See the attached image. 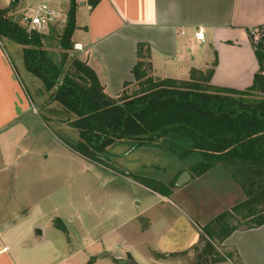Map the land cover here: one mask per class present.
I'll use <instances>...</instances> for the list:
<instances>
[{
    "label": "crops",
    "instance_id": "0c3cea01",
    "mask_svg": "<svg viewBox=\"0 0 264 264\" xmlns=\"http://www.w3.org/2000/svg\"><path fill=\"white\" fill-rule=\"evenodd\" d=\"M12 1L0 0V8L9 7ZM77 3V28L73 34L77 52L97 72L111 95L119 94L127 81H134L132 70L138 60L140 42L150 48L148 59L155 77L186 80L193 68H208L217 59L213 84L238 89L253 84L259 63L250 32L258 39L253 31L264 29V0H100L94 7L90 0ZM199 29L204 33V42L195 36ZM33 105L0 41V133L23 123ZM192 164L183 172H191ZM224 169L227 170L218 164L180 184L179 190H184L218 170L212 179L223 188L220 195L221 200L225 198L223 206L212 216L201 217V222L191 214L196 210V202L188 193L176 196L175 191L165 196L153 189V199H134L143 207L133 217L140 264H145L142 260L158 261L152 251L168 254L190 249L199 242L202 226L245 198L228 171L226 179ZM9 202L0 201V264H87L100 239H109L115 247L130 243L127 250H136L133 237L107 238L102 233L101 238H95L92 231L88 233L91 236L77 243L69 228L67 236L54 227V219L62 217L56 214L57 206L46 194L35 193L20 201L17 208ZM155 210L160 217L155 218ZM199 215L203 216L202 212ZM140 217L147 218L146 226L141 225ZM18 225L24 229L18 238H13L8 230ZM38 228L41 234L36 232ZM223 246L237 253L241 264H264V224L234 231Z\"/></svg>",
    "mask_w": 264,
    "mask_h": 264
},
{
    "label": "trees",
    "instance_id": "16d2710c",
    "mask_svg": "<svg viewBox=\"0 0 264 264\" xmlns=\"http://www.w3.org/2000/svg\"><path fill=\"white\" fill-rule=\"evenodd\" d=\"M99 1L90 0V4L94 7ZM77 5V0H70L60 34L57 26L48 33L29 31L8 15L10 7L0 8V41L22 45L26 69L43 82L50 93L48 102L60 104L68 113L69 124L78 131L79 139L71 148L87 159L100 161L119 141H130L133 148H139L184 137L191 144L183 155L198 152L201 156L190 166L193 174L200 176L223 165L245 198L202 227L199 242L191 247L196 253L192 264L228 259L241 264L237 253L229 250L221 256L217 248L234 231L264 224V29L261 27L258 39L250 32L259 69L253 84L245 89L212 83L217 59L208 68H193L186 80L155 77L148 59L150 48L140 42L132 70L134 81H127L114 96L87 61L71 57ZM54 39L63 49L60 57L46 47ZM133 82L138 88L129 94L127 88ZM166 191L161 189L160 193ZM53 225L69 235L62 219L56 218ZM188 251L155 252V256L165 258ZM95 259L90 258L87 264H94Z\"/></svg>",
    "mask_w": 264,
    "mask_h": 264
},
{
    "label": "rangeland",
    "instance_id": "374dc122",
    "mask_svg": "<svg viewBox=\"0 0 264 264\" xmlns=\"http://www.w3.org/2000/svg\"><path fill=\"white\" fill-rule=\"evenodd\" d=\"M28 4L27 0H13L8 15L21 24L22 13ZM65 7L68 10V0L65 1ZM65 23L62 21L57 25L58 34L63 31ZM261 33L262 30L259 37ZM3 45L13 62L18 80L34 103V112L31 110L26 114L23 123H16L18 126L12 128L8 126L10 129L0 133V201L6 199L17 208L20 201L28 200L35 193L46 194L52 204L57 206L56 214L62 217L77 243L91 236L88 234L90 231L95 238H101L102 233L107 238H135L134 251L127 250L130 243H126L125 247H115L109 239L97 240L94 255L90 257L96 258L94 264H115L110 259L111 255L126 257L140 264L137 260V233H134L136 221L133 217L143 207L134 199H153V189L159 193L161 189H167L161 193L165 196L175 191H178L176 196L190 194L196 202V210L191 214L197 221L203 220L201 217L212 216L218 207L223 206L222 200L225 198H220L223 188L212 179L218 170L210 172V176L194 182L190 187L179 190L181 185L176 183L179 175L189 163L201 159L198 152L183 155L182 152L191 144L184 137H174L167 143L157 141L139 148H133L130 141H119L108 148L107 155L100 161L86 159L73 150L70 144L75 143L79 135L76 128L69 124L68 113L57 102H48L50 93L45 90L43 82L24 65L22 45L10 40H4ZM46 47L55 52L57 57L63 51L57 39L47 43ZM74 49L71 57L77 55L81 59L76 45ZM137 88L135 82L127 91L132 94ZM224 171L227 179L229 174L227 170ZM190 173L195 177V174ZM197 211L199 214L202 212L203 216ZM153 213L155 218L161 216L157 210ZM139 219L141 225L146 226L147 218ZM23 229V225H18L8 231L13 238H18ZM217 249L221 256L229 251L224 246ZM155 252L152 251V256L157 262L141 260L145 264H159L160 261V264H192L196 258L191 248L186 253L165 258L156 257ZM230 261L228 259L214 264H231Z\"/></svg>",
    "mask_w": 264,
    "mask_h": 264
},
{
    "label": "built area",
    "instance_id": "2783aa9c",
    "mask_svg": "<svg viewBox=\"0 0 264 264\" xmlns=\"http://www.w3.org/2000/svg\"><path fill=\"white\" fill-rule=\"evenodd\" d=\"M66 0H34L29 2L21 16V24L29 31L48 33L53 26L67 20L68 10L65 7ZM69 5H70V0ZM67 10V11H66ZM261 29H255L253 33L259 38ZM196 38L204 42L205 36L201 29L195 32ZM82 48V47H81Z\"/></svg>",
    "mask_w": 264,
    "mask_h": 264
},
{
    "label": "water",
    "instance_id": "95a60500",
    "mask_svg": "<svg viewBox=\"0 0 264 264\" xmlns=\"http://www.w3.org/2000/svg\"><path fill=\"white\" fill-rule=\"evenodd\" d=\"M191 178V174L189 171H184L180 177L178 178V180L176 181L177 185H180V184H183L185 183L187 180H189ZM36 232L38 234H41L42 233V230L41 229H37ZM110 259H112V261L115 263V264H138L137 262H135L134 260L132 259H127L126 257H122V256H115V255H111L110 256Z\"/></svg>",
    "mask_w": 264,
    "mask_h": 264
}]
</instances>
